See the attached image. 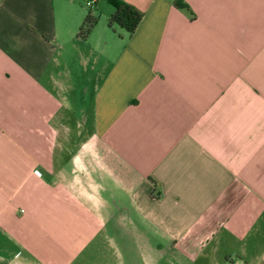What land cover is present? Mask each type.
Instances as JSON below:
<instances>
[{
  "label": "crops",
  "instance_id": "0c3cea01",
  "mask_svg": "<svg viewBox=\"0 0 264 264\" xmlns=\"http://www.w3.org/2000/svg\"><path fill=\"white\" fill-rule=\"evenodd\" d=\"M122 1L0 0V264H264V0Z\"/></svg>",
  "mask_w": 264,
  "mask_h": 264
},
{
  "label": "trees",
  "instance_id": "16d2710c",
  "mask_svg": "<svg viewBox=\"0 0 264 264\" xmlns=\"http://www.w3.org/2000/svg\"><path fill=\"white\" fill-rule=\"evenodd\" d=\"M107 2L113 8L112 13L108 17L107 26L117 25L126 33L131 34L141 18V13L122 0H107ZM173 4L189 12L188 6L182 0H173ZM96 19L97 15L87 9L77 28L76 37L84 39L92 29Z\"/></svg>",
  "mask_w": 264,
  "mask_h": 264
},
{
  "label": "built area",
  "instance_id": "2783aa9c",
  "mask_svg": "<svg viewBox=\"0 0 264 264\" xmlns=\"http://www.w3.org/2000/svg\"><path fill=\"white\" fill-rule=\"evenodd\" d=\"M96 0H83L84 6L91 11L95 7Z\"/></svg>",
  "mask_w": 264,
  "mask_h": 264
},
{
  "label": "rangeland",
  "instance_id": "374dc122",
  "mask_svg": "<svg viewBox=\"0 0 264 264\" xmlns=\"http://www.w3.org/2000/svg\"><path fill=\"white\" fill-rule=\"evenodd\" d=\"M83 1V0H81ZM104 0H99V2H103ZM83 4V3H82ZM83 7L87 10V8L84 6L83 4ZM91 12L95 13L97 15V11L95 10V8H92L91 9ZM112 203H114V207L117 208V205H118V200H116V197H113L112 199Z\"/></svg>",
  "mask_w": 264,
  "mask_h": 264
}]
</instances>
